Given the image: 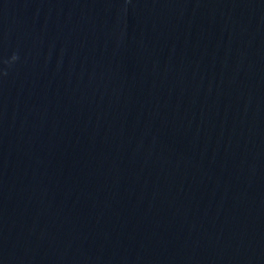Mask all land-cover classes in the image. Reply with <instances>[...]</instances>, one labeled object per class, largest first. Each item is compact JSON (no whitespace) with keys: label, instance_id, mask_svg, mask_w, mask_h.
I'll use <instances>...</instances> for the list:
<instances>
[{"label":"water","instance_id":"water-1","mask_svg":"<svg viewBox=\"0 0 264 264\" xmlns=\"http://www.w3.org/2000/svg\"><path fill=\"white\" fill-rule=\"evenodd\" d=\"M0 264H264V0H0Z\"/></svg>","mask_w":264,"mask_h":264},{"label":"clouds","instance_id":"clouds-1","mask_svg":"<svg viewBox=\"0 0 264 264\" xmlns=\"http://www.w3.org/2000/svg\"><path fill=\"white\" fill-rule=\"evenodd\" d=\"M16 59H18V57L14 55V56L12 57V60L15 61Z\"/></svg>","mask_w":264,"mask_h":264}]
</instances>
